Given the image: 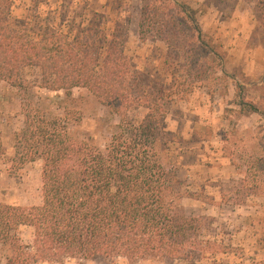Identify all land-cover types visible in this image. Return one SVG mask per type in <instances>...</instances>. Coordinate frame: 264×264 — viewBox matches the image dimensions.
<instances>
[{
    "label": "trees",
    "instance_id": "trees-1",
    "mask_svg": "<svg viewBox=\"0 0 264 264\" xmlns=\"http://www.w3.org/2000/svg\"><path fill=\"white\" fill-rule=\"evenodd\" d=\"M12 6V0H0V80L62 91L66 99H72L73 88H87L120 122L101 150L71 138L60 118L25 113L14 146L21 164L41 161L42 199L32 206L0 203V243L8 250L3 264L99 257L127 264H220L218 254L231 245L214 229L213 218L180 210L178 180L160 158L173 98L192 91L217 66L224 72L196 10L177 0L141 1L140 33L154 29L174 61L166 62L170 80L164 82L135 67L117 30L108 37L102 24L90 20L65 30L61 23L34 27L29 18L14 16ZM230 78L239 113L264 120V105L247 98L252 82ZM138 109L143 114L135 123L129 113ZM19 226L32 229L29 243L18 235Z\"/></svg>",
    "mask_w": 264,
    "mask_h": 264
},
{
    "label": "rangeland",
    "instance_id": "rangeland-1",
    "mask_svg": "<svg viewBox=\"0 0 264 264\" xmlns=\"http://www.w3.org/2000/svg\"><path fill=\"white\" fill-rule=\"evenodd\" d=\"M141 1L12 0L11 13L29 18L34 27L61 23L65 30L72 23L90 20L102 24L108 37L117 30L124 53L135 67L156 81L169 82L166 62L174 61L167 57V45L154 29L140 33ZM177 1L196 10L203 32L222 56L224 72L217 66L192 91L173 98L165 116L169 139L160 158L178 180L180 210L187 216L213 218L212 226L231 245L226 254H218L220 264H264V120L257 114L239 113L232 103L230 78L250 80L247 98L264 105V0ZM184 34L185 40L189 38ZM71 92L72 99H66L62 91L19 88L0 80L1 204H41V161L21 164L14 146V134L23 127L26 112L60 118L74 140L101 150L108 145L120 117L111 115L87 88L75 87ZM142 114L143 109L129 113L135 123ZM17 233L29 243L30 227L19 226ZM7 254V247L0 243V264ZM66 264L127 262L99 257L66 260Z\"/></svg>",
    "mask_w": 264,
    "mask_h": 264
}]
</instances>
